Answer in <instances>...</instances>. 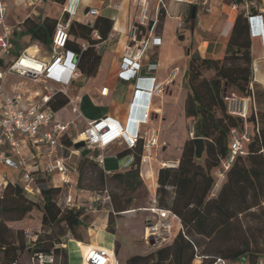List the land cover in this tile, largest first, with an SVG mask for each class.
<instances>
[{
  "label": "crops",
  "instance_id": "obj_1",
  "mask_svg": "<svg viewBox=\"0 0 264 264\" xmlns=\"http://www.w3.org/2000/svg\"><path fill=\"white\" fill-rule=\"evenodd\" d=\"M0 1L7 5L2 31L9 32L12 43L10 52L4 55L6 61L14 58L25 49L45 61L52 59L53 36L50 46H47L37 40H32L31 35L24 32V21L27 18L40 20V18L47 16L57 19V23L61 19L69 20V38L65 50L74 53L72 60L77 64V70L80 72L77 78H71L70 71L65 66L60 65L54 71V76L44 77L39 82L24 81L20 76L10 75L4 84L6 91L13 93L22 89L31 100H39L47 93V87L55 88V93L51 98L60 93L55 96V101L66 97L67 103L57 110L54 109L52 103L49 102V105L60 120L65 121L77 117L78 129L72 131L73 136L83 131L88 122L105 117H113L119 120L127 128L128 133L133 134L137 126L131 122L130 117L141 119L145 111H150L148 122L140 125V132L148 131L154 134L158 138V143L155 145L150 158L140 160L139 167L143 184H147L156 191L159 185V170L166 167L163 163L171 161L179 165L184 144L189 138L186 100L190 91L188 83L190 59L193 55L202 58H224L233 24L240 12L233 7L235 0H190L189 2L163 0L162 3L159 0H148L150 27L154 35L160 37L161 42L158 45L151 44L149 46L144 57V63L155 62L158 66L153 72L146 71L145 75L147 76L138 77V79L135 77L130 80L121 78L119 70L125 47L130 41L133 25L142 12L140 0H81L76 13L72 16L64 13L63 10L68 0H64V2L58 0ZM91 8L97 9L98 15H90L88 12ZM180 8L182 10L179 11ZM193 8H196L195 18L192 17ZM255 9L257 10L254 13L260 12L258 7ZM189 14L192 18L190 26L187 25L186 21ZM177 17L184 19L182 27L178 26ZM97 19H101L99 24L102 25V28H100L101 30L94 29L91 34L92 37L97 38V35L100 36L102 33H108V36L95 45L99 55L98 61L95 62L93 59V53H87L81 63L82 65L79 66L80 52L78 47L85 50L90 43L88 37L82 33L83 31L86 32L85 29H71V23H81L86 25V29H89L94 26ZM259 23L255 27V32L251 29L254 69L258 68V63L260 68L264 69V33L262 32L264 17L263 23L261 18ZM224 35L225 39L222 42L220 38ZM103 43L105 47L100 53L99 49ZM92 65H96L93 71ZM207 75H211V72H208ZM149 76H154L155 80ZM154 83H160L163 90L152 91ZM104 87H108L106 94H102ZM138 88L142 92H137ZM66 141L69 143L68 139ZM126 148L125 144L114 143L102 151L84 150L81 155H73L69 159L71 184L76 186L78 183L81 162L85 158L95 161L92 156L100 152L104 155V164L103 166L99 165V168L103 171L121 170V163L126 154L120 155V153ZM204 154L205 151L203 156ZM40 160L45 161V155L38 158L36 162ZM29 162L35 163L33 159ZM39 175L37 174V177ZM48 177L54 186H62L58 174ZM1 178L2 181L10 180L12 183L22 184V171L9 168L0 162ZM220 184H217L216 190ZM72 195L76 202L75 195ZM130 207L118 212L111 203L110 210L123 215L133 212L136 209L134 197ZM138 208L149 211L147 206ZM108 223L109 213L96 215L90 227L84 226L89 230L90 240H87L88 238L84 240L83 233L80 240H73H76V243L80 241L78 244L82 247L100 244L101 247L113 248L119 264H122L118 257L122 244L120 243L118 247L116 243L119 241L118 232L112 233L107 230ZM124 234L126 237L134 236V233L127 228ZM69 240L72 241V239ZM68 246L70 245L68 244ZM142 253L137 252L135 254ZM68 254H70V248ZM135 254H128L124 264H127V259ZM83 259L80 258L79 260L83 261Z\"/></svg>",
  "mask_w": 264,
  "mask_h": 264
},
{
  "label": "trees",
  "instance_id": "obj_2",
  "mask_svg": "<svg viewBox=\"0 0 264 264\" xmlns=\"http://www.w3.org/2000/svg\"><path fill=\"white\" fill-rule=\"evenodd\" d=\"M58 1L64 2V0ZM252 10L254 13L257 9ZM99 20L101 19H97L94 26L89 29L81 23H71V29H85L86 32L82 33L88 37L90 43L85 50L78 47L79 66L82 65L87 53H93V59L95 62L98 61L99 55L95 45L108 36V33H102L100 38L92 37L94 29L102 28ZM56 23L57 19L47 16L40 20L27 18L24 21V32L30 34L32 40L50 46ZM95 67L96 65H92V71ZM208 72H211V75H207ZM252 81L251 27L248 16L244 11H240L233 24L223 59L202 58L198 55L191 57L188 71L190 91L186 100V116L193 122L194 137L186 140L177 168L163 167L159 170L158 205L177 214L182 221L183 229L177 233L172 243L149 254L132 255L127 259V264H192L199 254L195 251L196 241L189 235L228 237L233 234L245 238L243 245L221 251L222 255L204 254L202 256L205 257L206 262L210 263L217 257H225L242 259L247 264H261L260 258L264 253L259 249H253L247 238L250 234L258 236L264 233L263 119L253 111L247 117L246 120L254 126V133L249 141L244 143V153L237 152L231 158L230 138L234 132L244 130L245 120L228 111L224 96L225 87H234L241 94L254 96ZM54 98H51L49 102L56 110L68 100L64 97L55 101ZM197 137L205 140V154L201 159L195 153L194 139ZM130 151L135 152L136 163L127 170L103 171L99 168L98 162L89 158H85L80 164V177L92 164L99 168L98 181L107 186L106 191H108L109 182L116 184V189L110 191V197L113 207L118 212L131 208L132 193L143 185L139 167L142 154L141 141L133 148H126L120 155ZM216 170L223 173L224 180L214 193L218 183V177L214 174ZM36 181L42 191L41 204L30 198L18 182H8L0 196V251L3 253V264L18 263L21 253L25 250L32 254L62 255L64 264H69L68 250L62 246L64 243L62 237L69 234L81 239L79 230L84 225L81 219L83 208L59 205L55 196L61 189L54 186L50 177L40 174ZM34 208L42 212L37 215L41 220L42 228L52 229L57 237L54 233H48L45 236L37 233V239L30 243L26 239V232L16 231V237L21 235L16 244L13 241L14 231L7 225L6 218L3 216L5 212H8L20 219ZM255 208L260 211H252ZM249 215L257 220L254 225H249L248 222L245 225L242 216ZM113 224L111 220L109 231L112 233L115 232Z\"/></svg>",
  "mask_w": 264,
  "mask_h": 264
},
{
  "label": "built area",
  "instance_id": "obj_3",
  "mask_svg": "<svg viewBox=\"0 0 264 264\" xmlns=\"http://www.w3.org/2000/svg\"><path fill=\"white\" fill-rule=\"evenodd\" d=\"M160 3L163 0H159ZM189 2L190 0H173ZM259 13H253V1H233V7L238 11H244L249 18L252 31H256L259 20L263 23L264 0ZM81 0H68L64 6V13L72 16ZM142 12L139 19L133 25L130 41L127 43L121 64L119 75L121 78L130 80L138 77L143 68L148 72L157 69L155 62L144 63L146 51L151 44L158 45L160 37L154 35L150 27V16L148 14V0H140ZM6 3L0 1V162L7 167L22 171V186L28 195L41 194V187L36 179L37 174L52 176L58 174L62 181L71 183V167L69 159L73 155H81L84 150H104L114 143L125 144L127 148L135 147L139 141L142 143L143 158H150L158 138L148 131L140 132V125L147 123L150 111H145L141 119L130 117L137 129L133 134L128 133L127 128L113 117H105L96 121L88 122L87 127L73 136V130L78 129L77 117L69 120H60L56 112L49 105V100L55 93V88L47 87V93L39 100H31L22 89L9 93L5 89V81L10 75L20 76L24 81L39 82L42 78L52 77L56 68L65 66L71 73V78H77L80 72L77 64L72 60L74 53L66 49L69 38V20L61 19L55 28L52 43V59L45 61L32 54L27 49L21 51L17 56L6 61L4 55L12 48L9 32H3L2 27L5 20ZM92 16L98 15V10L91 8L88 12ZM178 18V26L182 27L184 19ZM264 33V29H262ZM97 38H100L97 35ZM71 57V59H70ZM155 80L154 76H149ZM160 83H154L152 91H162ZM142 92L140 88L136 90ZM108 92V87L102 89V94ZM235 133V132H234ZM191 137H194L193 124L191 125ZM68 139L69 143L66 141ZM85 141V146L76 148L75 143ZM231 158L237 153H244V143L237 137L231 140ZM45 155L46 160L36 162L38 158ZM92 158L99 165L104 164L102 152L93 155ZM35 161L30 163L29 160ZM136 163V154L130 151L123 157L121 170L130 169ZM166 167H177L178 163L167 161L163 163ZM228 165V164H227ZM111 172V171H107ZM10 180L2 181L5 187ZM2 194H0L1 196ZM110 197V196H108ZM66 205L77 206L72 193L66 196ZM264 205V201H263ZM78 207V206H77ZM151 216L147 219L144 227V238L153 240L155 244L173 240L179 231L183 229L180 217L173 211L160 207L155 201L149 208ZM29 242L37 239V234L27 233ZM54 255L47 253L32 254L31 262L26 264H45L53 262ZM88 264H119L114 249L99 247L93 249L87 258ZM17 264V263H16ZM192 264H247L242 259H230L217 257L207 263L204 256H196Z\"/></svg>",
  "mask_w": 264,
  "mask_h": 264
},
{
  "label": "rangeland",
  "instance_id": "obj_4",
  "mask_svg": "<svg viewBox=\"0 0 264 264\" xmlns=\"http://www.w3.org/2000/svg\"><path fill=\"white\" fill-rule=\"evenodd\" d=\"M253 6L258 7L259 9L262 7V3H259L258 0H253ZM182 5V4H180ZM182 10V8L179 9V11ZM260 11V10H259ZM191 14L187 16L186 21L187 25L190 26L191 24ZM226 33V31H225ZM253 33V32H252ZM221 41L224 42L225 35L222 36ZM254 64V63H253ZM258 68L254 69L253 65V81L251 84V87L253 88L254 96L249 97L244 94H241L236 88L234 87H225L224 90V96L225 100L227 102L228 111L233 115H239L245 120V126L244 130L236 131L232 134L230 141L233 139V137L237 136L243 143L248 142L251 138L252 134L254 133V126L252 123L247 121V117L251 115L252 111L257 113L258 116H261L263 119L264 124V69H261L259 66V63L257 64ZM193 122L191 120L188 121V129L190 132V128ZM189 137L190 134H188ZM92 151V150H91ZM100 151L99 149H95L94 152ZM93 152V151H92ZM86 172L82 174V177L79 176L78 183L75 186L74 184L65 183L62 186H55L60 187L61 191L56 194L55 200L59 203L61 206H66V196L68 192L71 191L72 194L76 197V205L80 208H83V212L81 215V219L83 220L84 225L80 227V233L82 237L83 233V239L90 240V234L88 228L84 227H90L92 224V221L94 220L96 215L99 214H107L109 213V223L107 230H110V221L113 220V226L115 227V232H118V238L119 241H117V246H120V243L122 244V248L119 251V259L121 260V263L124 264L126 256L128 254H135L137 252H143L142 254H149L153 251H156L159 248H162L170 243H172L173 240H170L168 242L163 243H151V241H147L145 238H143V229L144 224L148 216L152 215L151 211L148 210H142L138 207L140 206H147L148 208L152 207L154 204V201L158 204L157 199V188L156 191L153 188H150L147 186V184L141 185L136 191L132 193V196L134 197V205L136 206L135 210L129 214L123 215L112 212L111 209V203L112 198L108 197L111 195L112 190L116 189L115 183H108V191L105 190L107 188L106 185H102L98 181V173L99 168L97 166H93L90 164L86 168ZM214 174L218 177V183H221V181L224 180V175L219 170L214 171ZM72 185V187H71ZM217 186V185H216ZM5 187L2 186V178L0 179V194H2ZM216 188H214L213 192H216ZM151 189V190H150ZM153 190V191H152ZM28 195V194H27ZM30 198L35 199L40 204L43 201L42 193L39 195H28ZM108 210H110L108 212ZM252 211H260V209L255 208ZM42 212L40 209L34 208L32 211L26 213L22 218L13 217L11 213L5 212V215L3 216L6 218L7 225L14 231V238L13 241L17 244L18 238L20 239L21 235L19 234L18 237L17 234H15L16 231H23L27 233H34V234H41L43 236L47 235L48 233H54L55 232L48 228L45 230L42 228L41 220L37 217V215H40ZM123 217V218H121ZM243 221L249 223V225H254L257 220L253 218L252 216H242ZM121 218V219H120ZM112 225V224H111ZM126 228L134 233V236L132 237H126L125 236V230ZM87 229V230H86ZM264 231V230H263ZM95 235V234H93ZM101 235V234H100ZM237 234H233V236H224V235H215L212 237H206L202 235H189L191 238H193L196 241V248L195 251L199 254V256H202L204 254L208 255H222L220 254L221 251H227L231 247H238L243 245V242L245 241V238L242 236H235ZM54 237V239H55ZM25 238V237H24ZM26 239L29 240L30 237L26 236ZM69 239H72V243L75 245L76 248H81L82 245H79L78 243H74L73 239L78 240L72 235H64L62 237V241L66 244L63 247H65L68 250L70 248V254H69V264L78 263L80 260L77 258V254L72 251V247L68 246L70 245L71 241ZM174 239V238H173ZM250 242V246L254 249H259L264 253V233L254 236L250 234L247 238ZM154 242V241H153ZM100 245V244H98ZM101 246V245H100ZM75 248V250H76ZM32 253L28 250H25L21 253L20 258L18 260L17 264H26L31 262ZM83 256H80V258ZM261 264H264V255L260 258ZM82 262H86L85 260ZM0 264H3V253L0 251ZM45 264H64V258L61 256H54L53 262L45 263ZM78 264H82L79 262Z\"/></svg>",
  "mask_w": 264,
  "mask_h": 264
},
{
  "label": "water",
  "instance_id": "obj_5",
  "mask_svg": "<svg viewBox=\"0 0 264 264\" xmlns=\"http://www.w3.org/2000/svg\"><path fill=\"white\" fill-rule=\"evenodd\" d=\"M195 15H196V8H193L192 17L195 18ZM104 47H105V44L103 43L100 46V49H99L100 53L103 52ZM145 72H146V69L143 68L141 70L140 75L138 77L147 76V75H145ZM138 77H136V79H138ZM194 142H195V153H196V156L198 158H201L203 156L204 151H205V140L202 137H197V138L194 139ZM84 146H85V141H83V140L78 141V142L75 143V147L78 148V149L82 148ZM151 243H154V242L151 241Z\"/></svg>",
  "mask_w": 264,
  "mask_h": 264
},
{
  "label": "bare ground",
  "instance_id": "obj_6",
  "mask_svg": "<svg viewBox=\"0 0 264 264\" xmlns=\"http://www.w3.org/2000/svg\"><path fill=\"white\" fill-rule=\"evenodd\" d=\"M192 1V0H191ZM74 241V243H76V240H73ZM77 243H80V241L79 242H77ZM70 246L72 247V251H74V253L76 252V254H77V258L78 259H80V255L82 256L83 255V257H84V259H83V261L85 260L86 262H82V261H79V262H81L82 264H88L87 263V258H88V255H89V253L93 250V249H95V248H99V247H101L100 245H98V244H92V245H88V246H83V247H81V248H76L75 247V245L72 243V241H71V243H70ZM75 248H76V250H75ZM80 252V253H79ZM82 258V257H81Z\"/></svg>",
  "mask_w": 264,
  "mask_h": 264
}]
</instances>
